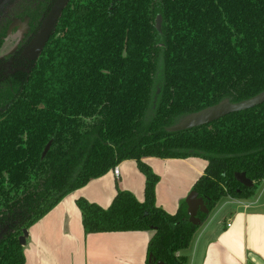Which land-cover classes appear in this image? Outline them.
Returning <instances> with one entry per match:
<instances>
[{
	"label": "trees",
	"instance_id": "trees-1",
	"mask_svg": "<svg viewBox=\"0 0 264 264\" xmlns=\"http://www.w3.org/2000/svg\"><path fill=\"white\" fill-rule=\"evenodd\" d=\"M56 1L15 0L30 38ZM4 63L0 264H25L22 229L124 160L144 175L142 201L117 189L105 208L83 197L76 205L85 234L153 230L145 264H184L179 251L199 225L188 221L185 200L174 213L156 204L159 176L143 158L205 159L192 190L209 212L226 196L249 199L264 178V102L167 129L264 90V0H67L38 56Z\"/></svg>",
	"mask_w": 264,
	"mask_h": 264
},
{
	"label": "crops",
	"instance_id": "crops-1",
	"mask_svg": "<svg viewBox=\"0 0 264 264\" xmlns=\"http://www.w3.org/2000/svg\"><path fill=\"white\" fill-rule=\"evenodd\" d=\"M143 160L155 173L162 175L161 182L168 184L167 200L160 199L159 183L155 187V200L169 213H174L185 200L192 190L191 181L203 173L207 164L205 159L197 156L167 158L163 160L164 170H159L158 157ZM132 161L135 162L124 160L117 167ZM178 165L183 168L178 169ZM112 179H121L123 189L132 192L139 201L144 199L143 177L137 176L135 187L126 186L120 169L118 177L111 169L64 196L28 228L24 245L26 258H33L36 264H145L153 230L89 234L83 231L76 199L83 197L107 207L117 191ZM251 197L247 200L221 198L225 202L219 207L220 200L217 202L201 220L189 246L179 251L187 258L184 264H264V189L257 193L255 190Z\"/></svg>",
	"mask_w": 264,
	"mask_h": 264
},
{
	"label": "water",
	"instance_id": "water-1",
	"mask_svg": "<svg viewBox=\"0 0 264 264\" xmlns=\"http://www.w3.org/2000/svg\"><path fill=\"white\" fill-rule=\"evenodd\" d=\"M67 0H57L49 10L45 19L43 20L38 32L31 39L30 43L26 46L24 53L31 55V58L37 57L41 52L44 44L49 38L51 29L58 19ZM15 0H0V13H2L9 5L13 4ZM264 102V90L261 92L240 101L230 102L228 100H222L216 104L207 106L198 111L190 113L183 117L177 124L168 127L169 131H181L202 125L209 124L229 113L238 112L250 109ZM47 149V147H46ZM45 149V151H46ZM235 179L245 187H252L253 182L246 177L244 172H236L234 174ZM187 206L186 212L188 221L194 225H200L201 219L198 217L199 213L208 214L203 199L198 196V193L191 190L185 198ZM28 236V229H22V234L18 237L19 243L24 246L26 238ZM151 262V256L148 258ZM154 264H164L162 261H156Z\"/></svg>",
	"mask_w": 264,
	"mask_h": 264
},
{
	"label": "rangeland",
	"instance_id": "rangeland-1",
	"mask_svg": "<svg viewBox=\"0 0 264 264\" xmlns=\"http://www.w3.org/2000/svg\"><path fill=\"white\" fill-rule=\"evenodd\" d=\"M22 10L21 7L16 6V4H11L9 5L2 13H0V28L2 26H4L6 23H8V31H7V36L4 39L3 44L0 46V57L12 52L15 48H17V46L21 43V39L24 35H26V31H27V18H19L17 16V14ZM24 34V35H23ZM159 158V157H158ZM159 163L157 165V168L159 170H164V164L165 162L163 161L164 159L167 158H159ZM121 163V162H120ZM119 163V164H120ZM121 167V168H120ZM119 169L121 172V176H122V181H123V177L125 178V183L126 186H136L137 184V176L139 177H143L144 175L142 174V172L138 169L136 162H124L120 165ZM118 168V167H117ZM183 168V166H179L178 165V169ZM118 169V170H119ZM106 174V173H105ZM159 176V180L158 181V189H159V193L161 194L160 199L162 201H166L167 197H168V184L165 182H161L162 179V175H160L159 173H156ZM162 174V173H161ZM200 176V175H199ZM197 176L194 177L193 181H191V185L193 186L194 182L196 181ZM113 180V187H116V190H126L123 189L125 187H123V185H121V179H118L116 181ZM139 184V183H138ZM192 188V187H191ZM264 189V180L260 181L257 185H256V193L259 192L260 190ZM256 196V194H255ZM227 199H237L240 200L239 198H232L230 196H226ZM253 198V197H250ZM225 202V199H220V201L217 204V207L221 206L223 203ZM98 204V203H96ZM100 205V204H98ZM167 211V209H165ZM175 212V211H173ZM25 252V251H24ZM25 264H36L35 260L31 257H27L26 258V254H25Z\"/></svg>",
	"mask_w": 264,
	"mask_h": 264
},
{
	"label": "flooded vegetation",
	"instance_id": "flooded-vegetation-1",
	"mask_svg": "<svg viewBox=\"0 0 264 264\" xmlns=\"http://www.w3.org/2000/svg\"><path fill=\"white\" fill-rule=\"evenodd\" d=\"M6 36H7V32H6V35L4 37H1L2 38V41H1L0 46L3 44L4 39H5ZM31 39L32 38L29 37V34L24 35L22 37V39H21L22 40L21 43L17 46V48H15L12 52H10V53H8V54L0 57V59L5 60L4 66H6V65H9L10 66L12 64L11 63L12 60L14 61L15 59L19 58L20 55H22L24 57H27V58H30L31 55L28 54V53H24V50H25L26 46L30 43Z\"/></svg>",
	"mask_w": 264,
	"mask_h": 264
},
{
	"label": "built area",
	"instance_id": "built-area-1",
	"mask_svg": "<svg viewBox=\"0 0 264 264\" xmlns=\"http://www.w3.org/2000/svg\"><path fill=\"white\" fill-rule=\"evenodd\" d=\"M112 172H113V174L115 175V177H118V176H119V170H118L117 166H115V167L112 169ZM226 226L229 227L230 224L227 223Z\"/></svg>",
	"mask_w": 264,
	"mask_h": 264
}]
</instances>
